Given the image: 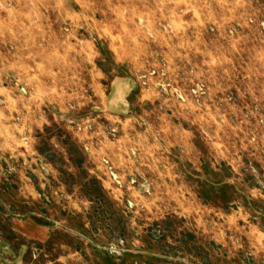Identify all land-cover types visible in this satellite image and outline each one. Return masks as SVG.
<instances>
[{"label":"rangeland","instance_id":"rangeland-1","mask_svg":"<svg viewBox=\"0 0 264 264\" xmlns=\"http://www.w3.org/2000/svg\"><path fill=\"white\" fill-rule=\"evenodd\" d=\"M0 264H264V0H0Z\"/></svg>","mask_w":264,"mask_h":264},{"label":"trees","instance_id":"trees-1","mask_svg":"<svg viewBox=\"0 0 264 264\" xmlns=\"http://www.w3.org/2000/svg\"><path fill=\"white\" fill-rule=\"evenodd\" d=\"M225 172V170L223 171ZM196 185H198L200 188L203 187V185H208V190L212 191L215 190V184H213L212 182H210L209 180H207L206 178H197L195 180ZM223 187H228V188H232L235 189L234 185L229 184L228 182H224L223 184L220 183ZM214 192V191H212Z\"/></svg>","mask_w":264,"mask_h":264},{"label":"crops","instance_id":"crops-1","mask_svg":"<svg viewBox=\"0 0 264 264\" xmlns=\"http://www.w3.org/2000/svg\"><path fill=\"white\" fill-rule=\"evenodd\" d=\"M10 231H15L16 233L20 234V235H24V230H23V226H24V220H13L12 218L10 219ZM28 226V225H27Z\"/></svg>","mask_w":264,"mask_h":264}]
</instances>
